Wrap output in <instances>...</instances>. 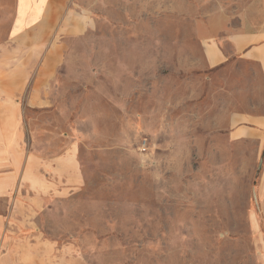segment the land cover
Returning a JSON list of instances; mask_svg holds the SVG:
<instances>
[{
	"label": "rangeland",
	"instance_id": "374dc122",
	"mask_svg": "<svg viewBox=\"0 0 264 264\" xmlns=\"http://www.w3.org/2000/svg\"><path fill=\"white\" fill-rule=\"evenodd\" d=\"M0 2L6 41L14 0ZM226 2L61 3L87 25L65 39L51 106L22 108V130L44 202L38 223L79 263L264 264V137L232 140L242 124L228 120L217 131L216 114L240 108L206 101V79L180 75L187 61L173 47L175 20L188 26Z\"/></svg>",
	"mask_w": 264,
	"mask_h": 264
},
{
	"label": "crops",
	"instance_id": "0c3cea01",
	"mask_svg": "<svg viewBox=\"0 0 264 264\" xmlns=\"http://www.w3.org/2000/svg\"><path fill=\"white\" fill-rule=\"evenodd\" d=\"M64 1L14 0L11 28L6 41H0V264H81L83 260L72 253L73 246L48 238L38 223L44 202L35 193L38 168L31 151L24 148L22 130V108L51 106L47 91L68 58L70 45L65 39L76 33V27L87 25L81 14L60 6ZM3 17L0 8V28ZM183 17L179 24L175 20L174 29L181 28L173 39L176 58L187 61L180 75L202 74L208 92L205 100H212L213 107L240 108L226 120L218 112L215 129L224 130L222 123L228 120L242 124L228 131L232 140L263 138L264 0H227L215 12L188 20V26ZM189 100L200 102L195 95Z\"/></svg>",
	"mask_w": 264,
	"mask_h": 264
}]
</instances>
